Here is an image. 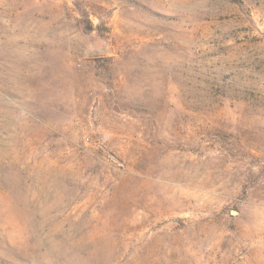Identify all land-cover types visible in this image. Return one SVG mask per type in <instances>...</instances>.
<instances>
[{"label":"rangeland","instance_id":"rangeland-1","mask_svg":"<svg viewBox=\"0 0 264 264\" xmlns=\"http://www.w3.org/2000/svg\"><path fill=\"white\" fill-rule=\"evenodd\" d=\"M0 264H264V0H0Z\"/></svg>","mask_w":264,"mask_h":264}]
</instances>
